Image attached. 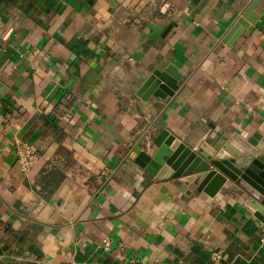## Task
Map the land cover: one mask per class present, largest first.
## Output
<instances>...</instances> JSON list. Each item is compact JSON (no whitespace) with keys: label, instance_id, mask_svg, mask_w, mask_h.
<instances>
[{"label":"crops","instance_id":"0c3cea01","mask_svg":"<svg viewBox=\"0 0 264 264\" xmlns=\"http://www.w3.org/2000/svg\"><path fill=\"white\" fill-rule=\"evenodd\" d=\"M252 2L0 0V264H264L242 187L210 196L131 157L151 156L162 128L192 150L258 135L264 157V0L243 17ZM169 66L179 90L161 80L143 100ZM19 142L40 155L28 174Z\"/></svg>","mask_w":264,"mask_h":264},{"label":"water","instance_id":"95a60500","mask_svg":"<svg viewBox=\"0 0 264 264\" xmlns=\"http://www.w3.org/2000/svg\"><path fill=\"white\" fill-rule=\"evenodd\" d=\"M259 1L253 0L245 10L243 17H248ZM238 28L239 23H236L224 38L223 43H226ZM169 75L170 78H168ZM182 77L173 66H169L163 71L155 70L138 95L143 100H147L152 95L156 96L154 91L163 80L167 84L160 88L166 96L173 97L179 90V82ZM147 88H149L148 93L145 92ZM259 139L258 135L249 140L233 135L221 150H216L208 145L192 150L169 130L162 128L159 134L153 138L152 144L156 150L151 156L140 146H137L131 153V157L155 178L162 175L164 171H166V178L179 177L183 173L190 175L186 181H194L198 185L199 191L204 190L210 196L216 195L227 180L235 182L255 200L254 216L264 224V157L257 156L259 151L256 146ZM169 167L171 170H167ZM214 178L213 187L206 188Z\"/></svg>","mask_w":264,"mask_h":264},{"label":"built area","instance_id":"2783aa9c","mask_svg":"<svg viewBox=\"0 0 264 264\" xmlns=\"http://www.w3.org/2000/svg\"><path fill=\"white\" fill-rule=\"evenodd\" d=\"M167 7L168 5L165 4L162 9L164 10ZM15 153L17 165L23 174L30 173L40 158V155L33 148L21 142L16 144ZM262 243L264 244V237ZM102 247L104 250H110L111 241L109 239L104 240ZM215 259H219V255H215Z\"/></svg>","mask_w":264,"mask_h":264}]
</instances>
